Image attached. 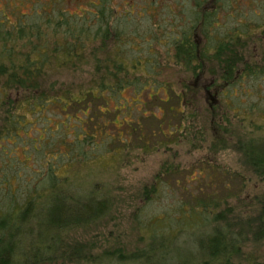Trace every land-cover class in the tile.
I'll return each mask as SVG.
<instances>
[{
  "label": "rangeland",
  "instance_id": "rangeland-1",
  "mask_svg": "<svg viewBox=\"0 0 264 264\" xmlns=\"http://www.w3.org/2000/svg\"><path fill=\"white\" fill-rule=\"evenodd\" d=\"M208 1L103 0V6L108 9V14L120 7L118 16L112 19L107 15L105 30L109 28V23L110 26L115 24L121 31L129 30L130 33L139 37L154 32L162 24H169L171 25L170 29L174 30L173 35L177 37L179 36L178 25L185 23L181 16L174 15L175 11L182 10L183 13H181L183 16L185 15V18H193V15L197 13L198 3L202 7L199 28L203 25L210 26L211 18L207 14L211 12L213 2ZM215 1L217 15L213 23L214 26H212L214 32L209 31L208 36H205L203 32L202 34L198 33L200 37L197 38V42L201 51L205 49L209 38L216 39L222 45L226 39L230 38L231 44L237 42L234 48L241 57L240 61L252 67L256 64L261 69L264 66V0ZM57 2L60 4L57 5V9L54 8L55 11L51 10L50 19H47L43 15L42 8ZM97 2L99 1L0 0V26H7L10 22L25 28L26 26L31 27V20L37 16V23L42 26L40 29L45 33L44 42L49 46V49L46 50L48 53L54 44L58 48V45L70 42L68 39L61 40L59 35L54 33L55 23L72 22L75 19L83 22L85 19L82 16L83 12L79 16L71 17L67 11L69 10L72 14L78 13V10L82 8L89 11L92 9V6L89 5H97ZM32 14L33 16H31ZM48 21L51 22V26H47ZM196 21L194 18L192 23H196ZM201 28L203 29V27ZM4 32H6V27L0 32V41L7 39ZM54 34L57 44L54 41ZM30 38L32 35L23 34L25 41ZM6 44L11 45L8 42ZM150 44L151 41L143 42L141 46L143 48ZM1 45H3L2 42L0 47ZM145 48L148 49V47ZM0 53H2L1 49ZM231 55H233L232 50L228 54L224 53L222 59L232 58ZM2 60L3 57L0 54V62ZM48 60L51 61V59ZM172 64L174 63L172 62ZM221 66L216 62V71L221 72ZM46 67L49 68L48 63ZM153 67L152 65L151 68ZM244 67L238 63L235 70V72L238 70L237 73L232 74L235 80L230 82V78L227 77L229 82H221L218 89L229 87L231 93L233 92V104L241 103L242 108L249 110L252 107L254 111L261 109L264 112V72L254 79H241ZM210 68H215V65H211ZM62 71L65 73L60 75H52L48 71L47 75L39 78L41 88L36 94L52 95L53 93L57 95L67 91L75 94L90 92L91 89H96L99 81L101 85H106V88L107 85L109 87L111 85L120 86V81L122 86L128 83L126 80L119 81L116 78L100 80L92 73L93 65L90 63L80 68L75 74H72L71 71L66 73L65 68ZM163 71L166 72V70ZM173 74H179L181 77ZM169 76L170 78L166 79L162 78L165 76L161 74L157 78L160 83L170 82L169 84L173 87V90L169 92L170 95H165V98L168 97V104L164 106V111H159V108L163 109L161 102L149 101L147 91L141 94L139 100L148 106H140L138 109L141 112H138L133 106L131 111L133 127H136L135 119L142 117V113H145L149 118L156 115L157 118L165 122L163 126H159L161 129L166 130L164 126L169 125V129L166 130L167 134L161 129L157 135H151L147 131L145 138L150 139L147 145L144 144L145 140L140 142L134 136L130 139V143L123 140L124 143H118V147H113L115 146L113 143H109L106 147L105 144L101 146V142L104 141L101 139L104 137L101 136L93 141L85 140L82 137V130L77 126L88 122L87 114H82L81 109H78L77 114L74 113V109L63 112L56 108L47 110L38 108L36 111L21 109L18 111L16 109L18 102L25 100L26 97L21 92L11 91L9 87L2 89L0 86V128L4 127L12 117L16 119L18 116H22L23 118L16 119V125L12 126V129L16 128V131L9 137L10 142L5 141L4 138L0 139V178L6 174L12 180V182L10 180L5 182L12 184L11 190H6L1 187L4 182L0 179V200L3 203L9 202V194L17 191L18 203L14 204L17 208L18 204L27 201L33 195L31 191H35L39 187V180L44 177L43 175L46 176L52 172L56 175L60 186H65L67 193L80 197L88 195L98 199L104 197L109 207L107 215L98 222L86 229H76L65 235L64 238H67L65 245L82 248L83 254H87L92 261H105L112 258V255L118 254L116 252H121V255L126 257L122 264H200L203 259L201 257L203 251L197 248V245L201 239H207V236L211 234V228L208 225H203L202 211L190 212L185 209L180 217L178 215L180 206L185 204L191 207L197 197L202 196L203 198V196L218 193L228 199L227 206L224 205L221 208L224 214L229 213L233 217L235 213L242 212L243 218H249L251 211L260 207L259 201L264 198V182L258 178L257 172L248 167L237 149L235 139L232 140L233 146H226L225 139L220 142L223 130L215 128L216 115L215 113L212 115L208 105L213 101L211 97H208L209 100L207 99V94L203 90L208 84L202 86L198 79L187 77V74L178 71L174 65L169 68ZM239 77L240 79H238ZM210 79H205L203 82L210 83ZM7 80L8 75L3 77L2 84ZM131 81L136 86H133V89H124L118 94L117 98L121 100L122 104L126 100L131 101L136 97L134 89L136 90L138 85L143 87L149 82L141 76L137 77V80L134 78ZM182 81H185L189 87L187 93L191 92L190 96L186 97V101L194 100L191 106L188 105L193 111L183 107L178 108L177 94L180 93ZM230 83L233 85H229ZM153 84L151 81V85ZM104 97L101 108L110 110V113L104 115L108 130L114 131L113 126L110 125L113 121L114 126L121 132V123L127 111L120 113L114 111V108L118 106V101L113 98V94H110L109 90H106ZM158 97L162 100L165 99L163 94ZM219 98L223 99V96ZM105 102H108L109 106H106ZM99 103L100 101L91 104V110H93L88 112L89 118L97 116L94 109ZM218 103L220 102L218 101ZM62 104L64 105L63 102ZM171 105L175 106L174 109H181L178 112L185 114L181 121L179 120L180 114H173L166 110ZM217 116L220 117L217 120L223 117L225 123L220 126L226 128L227 121H230L233 132L243 133L242 128H239L240 124L237 123L240 121L239 119L234 118L226 111L218 112ZM74 117H81V119L72 121ZM247 117L248 123L245 127H249L245 128L246 131L253 133L256 139H264V114L249 112ZM156 125L155 121L142 123L141 129L142 131H156ZM168 134L171 136L168 137ZM13 137L14 139H12ZM167 137L170 140H163ZM51 154L54 155L51 156ZM49 159L52 164L48 161ZM50 167L54 168V172L50 170ZM165 172L170 175V180L166 183L163 179L162 191L159 186L156 187L160 191V195L155 201L147 200L145 190L148 189L151 193L150 189L157 181V177ZM201 173L204 174V177H199ZM232 176L239 177V179L234 181L235 178ZM65 191L60 190L59 194L63 195ZM163 213L174 218L171 221L174 224L172 228H169L170 220L165 219L166 216L163 215L164 218L159 216L160 218L150 229L152 219ZM181 221L180 229L183 232L179 234L176 231L179 228L175 224L178 225ZM151 230L158 234L164 231L168 236L177 237L174 244H172V240L170 241L172 247L170 251L166 248L167 251L158 252V257L152 258L150 255L147 261L145 256L152 241ZM243 250L241 257L233 260L232 263L264 264L263 245L247 246ZM138 253L146 254L130 258L131 255ZM46 264H89V260L84 262L76 256H71V258L57 259Z\"/></svg>",
  "mask_w": 264,
  "mask_h": 264
},
{
  "label": "trees",
  "instance_id": "trees-1",
  "mask_svg": "<svg viewBox=\"0 0 264 264\" xmlns=\"http://www.w3.org/2000/svg\"><path fill=\"white\" fill-rule=\"evenodd\" d=\"M197 1L195 0V2ZM200 1L203 2L204 0ZM211 1L213 2L212 8L216 9V12H209L207 14L211 18L210 22L212 24L210 26L203 25L201 26L203 29L200 27L198 30V33L200 32L202 34L203 32L205 36H208L209 28L215 22V16L217 15L216 1ZM58 4L60 2L51 3L49 7H43V15L47 19H50L49 16L52 14L51 10H54V8L57 9ZM89 6H92V9L82 14L85 17L83 22L75 19L72 22L63 21L55 23L56 30L54 33H57L61 40L65 41L68 39L70 42L58 45V48L54 44L48 53L46 50L49 49V46L44 42L45 33L40 29L42 26H39L37 23V16H34V19L31 20V27L26 26L25 28L21 25L11 24L9 21L7 26H0V32L6 27V32L3 34L7 38L6 40L0 41V44L1 42L3 43L0 47L2 50L0 54L3 57V60L0 62V86H2V89L9 87L11 91L21 92L26 97L25 100L18 102V107L15 106L16 109L18 111L21 109L36 111L38 108L40 110L56 108L63 112L68 109H74L75 114L79 112L78 109H81L82 114H87L86 118L88 123L77 126V128L82 130V137L85 140L93 141L99 136L106 137L105 139L100 137L104 140L101 142V146L105 144L106 147L109 143H113L115 145L113 147H118V143H124L123 140L130 143V139L136 136L140 142L145 140L144 144L147 145L150 139L148 138L149 140H147L145 138V133L149 131L151 135H157L161 129L159 126H163L165 122L157 118L156 115L149 118L145 113H142L143 118L138 117L135 119L136 127H133L134 122L131 116L132 108L135 107L138 112H141L138 108L145 104L139 98L141 94L147 91L149 101L161 102L163 109L159 108V111L165 110L164 106L168 104V97L165 98V95H170L169 92L173 90V87L169 84L170 82L160 83L157 81V78L162 74L165 76L162 78L169 79V68L174 65V68H177L178 71H183L187 74V77L198 79L202 86L208 84L203 90L207 94V99L209 100L208 97H211L213 101V103H207L211 108L210 112L212 115L214 113L216 115L215 121L213 119L214 126L215 128L223 130V136L220 138V142L225 139L226 146H233L232 140L235 139V144L238 146L237 149L242 154L248 167L257 172L258 178L264 182V139H256L253 133L247 132L245 129L249 127H245L248 123L247 115L249 112H256L258 114H264V112L261 109L254 111L252 107L249 110L242 108L241 103L233 104V92L231 93V89L229 87L218 89L221 82H229L227 77L230 78V82L235 80L232 74L235 72L238 63L241 66H245L241 74V79H254L255 77H259L260 73L264 72V66L259 69L256 64L252 67L240 61L241 57L236 53V48H234L237 42L231 44L232 42L229 41L231 40L230 38L226 39L223 45L220 42L218 43L216 39L209 38L207 39L208 44H205V49L201 51L198 42L192 39L194 36L193 32L196 28L198 29L200 17H202V13L200 12L202 7L198 3L196 7L197 13L193 15V18H190L191 20L187 22V26H180L179 36H174V30L170 29V27V31L167 33L164 32V34L170 36V43L167 44L164 42L166 45L164 51L166 56L165 63H162L161 60L155 63L150 61L153 58L152 53H159L155 49L157 48L159 50L161 48V42L159 43L155 36H148L151 44L149 46H143L142 48V43L147 42V36L141 35V37H137L136 34L130 33L129 30L125 32L121 31L115 24L110 26V23L109 28L105 30L107 15L113 19L115 14L114 11H111L110 14L107 13L108 9L103 6V0L97 3V5ZM67 12L71 17L73 15L79 16L80 14L79 11L73 14L69 10ZM194 18L197 20L196 23H192ZM47 26H51L50 21H48ZM157 30L158 27L156 28V33H158ZM26 33L32 35V38L25 41L23 34ZM149 34H155V31L152 33L149 32ZM158 34L162 35V33ZM55 39L56 35L54 34V41L57 44V40ZM242 41L244 43L243 38ZM7 42L11 43V45L6 44ZM145 47H148V49ZM230 50L233 51L232 58L222 59L224 53L228 54ZM159 57H161L160 54ZM48 59H51V61ZM216 62H218L219 66L223 65L220 67L221 72L216 71ZM47 63L49 64L48 69L46 67ZM89 63L93 65L92 73L100 80L116 78L119 81L126 80L128 83L122 86V82L120 81V86L116 87L115 85H111L109 87L107 85V89L106 85H101L98 80L99 84L96 86V89H91L90 92H78L75 94L67 91L57 95L53 93L52 95L36 94L39 88H41L38 79L47 75L48 71L52 75H60L61 73H65L62 71L65 68L66 73L71 71L72 74H75L80 68L89 65ZM213 64L215 68H210ZM152 65L154 66L153 68H151ZM163 70H166V72ZM114 72L117 74L115 75ZM6 75H8V80L2 84V79ZM173 75L181 77L179 74ZM139 76L145 77L149 81L148 84H145L143 87H139L138 85V88L136 90L134 89L136 97L131 101L126 100L122 104L121 100L117 98L118 94L124 89H133V86L136 85L131 80L134 78L137 80ZM208 78L213 79H210V83H204L203 81ZM151 81L152 84L154 83L153 85H151ZM181 84L180 93L177 94L178 108L183 107L186 110L193 111L188 105L191 106L194 100L186 101V97H189L191 93H187L189 87L185 84V81H182ZM229 85L232 86L233 84L230 83ZM106 90H109V93L113 94V98L118 101V106L114 108V111L118 113L127 111L121 123V132L114 126L115 123L113 121L110 125L113 126L114 131L108 130L107 123L105 122L104 115L110 113V110H103L101 108L102 100L105 99L104 94ZM160 94H163L165 99H160L158 97ZM222 96L223 99L219 98ZM97 101H100L94 109L97 116L89 118L88 112L91 110V104H95ZM105 103L106 106H109L108 102ZM145 106L147 107L148 105ZM174 108L175 106L171 105L166 110L171 113L173 112V114H180L179 120L181 121L185 114L178 112L181 109L177 110ZM221 111H226L234 118L240 120L237 123L240 124L239 128H242V134L233 132L230 121H227L226 128L220 126L224 123L223 117L217 120V118H220L217 116V113ZM16 119L21 120L23 118L22 116H18ZM16 119L12 117L4 127L0 128V139L4 138L7 142L11 141L8 139L16 131V128L12 129V126L16 125ZM78 119H81V117H74L72 121ZM150 121L156 122L157 130L142 131V123H149ZM164 127L166 130L169 129L168 124ZM161 130L167 134L166 130ZM169 136L171 134H168ZM168 137L163 140H170ZM79 142L81 141L79 140ZM115 152L114 150V154ZM53 155L51 154V156ZM48 161L52 164L50 159ZM50 170L54 172L53 167H50ZM47 172L49 171L47 170ZM203 175L201 173L199 177H204ZM43 176L39 180V187L35 191H31L33 195L27 201H22V203L18 204L17 208L14 205L18 203L16 199L17 191L9 194V202L3 203L0 200V264H46L57 259L71 258V256H76V258L84 262L89 260V264H122L126 257L122 256L121 252H116L118 254L112 255V258H108L105 261H92L88 258L87 254H83L82 248H72L64 244L67 241V238H64L65 235L76 229H86L107 215L109 207L106 199L104 197L98 199L88 195L84 197L78 195L73 196L72 193L69 194L65 191V186H60L54 173L49 172L46 176L45 174ZM169 177L170 175L166 172L157 177V181L154 183L152 189H150L151 193L148 189L145 190V196L148 197L147 200L153 202L159 197L160 191L156 187L159 186L162 191L163 179L167 183L170 180ZM232 178H235L234 181L239 179V177L233 176ZM0 179L4 182L1 187L6 188V190H11V178L5 174ZM7 180L11 181L10 184L5 183ZM5 184L7 185L5 186ZM60 190L65 191V193L63 195L59 194ZM152 197L154 198L152 199ZM227 201L228 199L218 193H212L206 197L203 196V198L202 196L197 197L191 207L185 204L180 206L178 213L180 217L185 209L190 212L202 211L203 225H208L211 228V234L207 236V239H201L197 245V248L203 251L201 253L203 259H201L200 264H234L232 261L241 257L244 247L252 245L264 246V198L259 201L260 207L251 211L249 218H243L242 212L235 213L233 217L229 213L224 214L221 208L227 204ZM163 215L166 216L165 219L170 220L169 222L174 220L172 216H167L166 213L158 214L150 222V229L155 221L160 218L159 216L164 218ZM173 225L172 222L169 223V228H172ZM175 225L179 228L176 230L179 234L183 232L180 229L182 221L178 225ZM176 237L168 236L164 231L158 234L151 230L152 241L148 247V251H146L147 255L145 259L148 261L150 255L152 258L155 256L158 257V252L167 251L166 248L170 251L172 249L170 241L172 240V244H174ZM141 253L131 255L130 258H137L140 255L146 254Z\"/></svg>",
  "mask_w": 264,
  "mask_h": 264
},
{
  "label": "flooded vegetation",
  "instance_id": "flooded-vegetation-1",
  "mask_svg": "<svg viewBox=\"0 0 264 264\" xmlns=\"http://www.w3.org/2000/svg\"><path fill=\"white\" fill-rule=\"evenodd\" d=\"M87 1H89V0H87ZM99 2H97V3H100L101 2V0H98ZM79 11V13H81V12H83V13H85V12H88L86 9H84V8H82V9H79L78 10ZM119 11H120V7L119 8H117L116 10H114V14H115V16L116 15H119ZM202 10H200V12H201ZM216 12V9H214V8H212V10H211V13H213V12ZM182 12V10H179V11H175V14L174 15H179V16H181V19L184 21V23L185 24H180V25H178V27L180 28V26H187V22H190V18H185V15L183 16V12ZM149 14V13H148ZM171 25H169V24H164V25H162V26H160V27H158V30H157V32L158 33H162V35H160V34H158V33H156V30H155V34H148V35H146L147 37H146V41L148 42L149 41V38H148V36L149 37H151V36H155V38L156 39H158V42L160 43V45H161V48H159V50H157V48L155 49V51H159V53L157 54V53H152V57L153 58H151L150 59V61L151 62H153V63H155V62H158V61H160L161 60V62L162 63H165L166 62V56H165V49H166V45L164 44V42L165 43H170V36L169 35H166V34H164V32H168V31H170V29H169V27H170ZM212 26H214V24L212 25ZM212 26L209 28V31L210 32H214V30L212 29ZM199 28V27H198ZM198 30L199 29H197L196 28V30L193 32V40H195V41H198L197 40V38H199L200 37V35L198 34ZM139 37H141V36H139ZM120 38V37H119ZM120 40H121V38H120ZM154 48V47H153ZM159 54L161 55V57H159ZM107 61V60H106ZM114 74L116 75L117 73L116 72H114Z\"/></svg>",
  "mask_w": 264,
  "mask_h": 264
}]
</instances>
